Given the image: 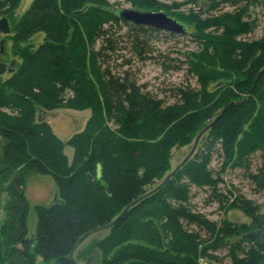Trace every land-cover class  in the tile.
Returning a JSON list of instances; mask_svg holds the SVG:
<instances>
[{"label":"trees","instance_id":"16d2710c","mask_svg":"<svg viewBox=\"0 0 264 264\" xmlns=\"http://www.w3.org/2000/svg\"><path fill=\"white\" fill-rule=\"evenodd\" d=\"M127 1L140 10L158 6L156 0ZM19 2L0 0V18L11 16ZM202 2V10L181 16L192 24L190 38L199 48L187 54V69L201 90H176L189 108L180 98L166 103L143 92L130 78L124 68L130 60L120 52L146 59L147 39L159 30L121 23L106 0H33L18 19L11 40L24 44L21 62L0 81V264H37L38 258L39 264H73L69 255L78 240L104 227L107 236L88 250L90 258L99 252V264H198V236L184 223L212 234L216 226L183 205L189 187L205 188L208 198L225 204L220 174L234 167L245 168L248 179L264 189V164L256 173L247 168L253 154L264 153V36L243 37L250 27L244 15L255 0ZM37 35L43 40L34 46ZM217 64L221 71L211 76L209 67ZM120 67L122 74L116 73ZM6 71L0 60V76ZM213 79L219 82L208 93ZM55 109L90 114L81 131L62 141L42 118ZM211 122L199 152L146 192L144 185L165 171L174 143L190 142ZM66 147L72 149L70 161ZM215 153L220 172L210 167ZM30 173L49 176L56 199L33 207L36 224L28 237L24 181ZM231 204L264 229L249 201L238 197ZM222 231L236 236L239 230L229 225ZM133 237L145 243H131ZM228 248L234 264H264L262 231L246 232Z\"/></svg>","mask_w":264,"mask_h":264},{"label":"rangeland","instance_id":"374dc122","mask_svg":"<svg viewBox=\"0 0 264 264\" xmlns=\"http://www.w3.org/2000/svg\"><path fill=\"white\" fill-rule=\"evenodd\" d=\"M32 1L33 0H20L18 7L13 11L11 16L5 17L7 26L10 30L8 33H3L2 26H0V60L5 63L7 68V71L0 76L1 83L11 76V68H15V66L21 62V52L24 44H13V41L11 40V36L13 35L12 27L29 8ZM106 1L114 11L121 8H138L133 7V5L127 0ZM156 2L158 4L156 8L157 10L148 11L163 12L167 14L180 23L187 25L188 32L185 35L174 34L176 37L171 38L167 35L168 32L159 30L158 33L154 34L150 39H147L149 53L146 54V59L138 60L130 54H127L126 51L120 52V55H123V59L130 60L131 64L124 68L128 70L130 78L133 79L137 85L141 86L143 92H148L154 97L163 99L166 103H173L180 98L182 105L188 107V105H186V103L189 104L188 100L178 97L176 90H192V93L201 90V85L197 76L190 74L187 69V58L190 57L187 54L191 52L196 53L199 51V48L190 38V33L194 31L192 24L184 19L185 17L182 18L181 16H187L190 10H193L194 8H196V11H200V9L202 10L204 8V5L202 0H198L196 4H193L191 0H156ZM233 9L234 8L226 7L223 11H232ZM244 19L250 23L247 34L243 36L246 40H257L264 36V0H255L254 3H251L246 9ZM123 31H125V28H123ZM82 37L85 38L83 33ZM42 40L43 35H37L33 39L32 44L37 46ZM121 62L122 59L119 58L118 64ZM124 68H118L116 73L122 74V71L125 70ZM209 68L211 69V76H216L215 74L221 71L219 64L214 65V68L210 65ZM218 82L219 81L213 79L209 83L206 88L208 93L212 91ZM190 113L193 114V111L190 110L189 114ZM89 114V110L74 111L69 109H55L44 111L42 118L50 125L52 131L60 140L66 141L71 135L83 129L89 118ZM253 119L258 120L256 114ZM245 132L249 133L251 132V129L247 126ZM193 139L187 143L180 138L174 143L169 152L165 171L162 173L161 177H154L149 183L147 182V184L144 185L143 188L146 192L155 189L163 179L184 160L192 147L194 142ZM202 139H200L197 144L192 156L185 163H187L195 153L199 152ZM64 153L70 161L72 157V149L66 147ZM262 163L264 164V153L256 152L249 159V165L247 167L248 172L256 173L263 165ZM221 164V157L218 156L217 153L213 154L210 164L211 169L214 172H220L219 169ZM220 176L222 182L219 183L218 188L219 191L228 198V201L225 204H219L216 200L208 198V191L205 188H197L195 186L189 187V197L187 201L183 203L191 213L202 216L208 222H212L216 226V232L212 234L211 231L206 230L204 227H198L195 224L186 225L184 223L188 232L195 233L198 236V248L199 250H202L201 254L197 256L198 264H234V256L229 252L228 248L230 242L241 238L246 232L262 231V233H264V229L258 227L253 218L247 217L231 204L233 200L238 197H242L246 201H249L250 206L255 211L253 217H256L258 222L263 225L264 189H258L254 183L248 179L247 170H245V168L229 167L225 172L221 173ZM24 195L29 204L27 228L28 237H31L36 224V216L33 207L35 205L46 206L51 204L56 199V187L49 176L30 173L25 177ZM151 218L154 219L153 217H149L148 222L153 225L155 220L153 222ZM2 219L3 212L0 210V223ZM155 225L153 226L155 227ZM229 225L234 227V229L239 230L236 231V236H232L233 234H226L223 232L224 230L222 231L223 227ZM158 232L163 238L164 230L158 228ZM107 234L108 230L104 227L103 229H99V231H94L86 239L80 242L72 252V260L74 263L99 264L101 258L99 252L96 251L97 253L95 256L90 258L91 255L88 253V250L93 244L107 236ZM130 242L140 244L145 243L140 237H133ZM14 246L20 250L23 249L19 243ZM150 247L152 248L151 245ZM114 252L115 251L112 250L105 257L107 258L111 256ZM243 253L244 252L238 253L239 259L243 258ZM36 263L39 264V258ZM11 264L16 263L12 260Z\"/></svg>","mask_w":264,"mask_h":264},{"label":"water","instance_id":"95a60500","mask_svg":"<svg viewBox=\"0 0 264 264\" xmlns=\"http://www.w3.org/2000/svg\"><path fill=\"white\" fill-rule=\"evenodd\" d=\"M114 14L121 23L127 26L149 27V28L157 29L163 32H168V33H172L176 35H185L188 32V27L186 25L180 23L179 21L175 20L174 18L168 16L167 14L163 12H152L148 10H140V9H135V8H121V9L116 10ZM0 26H2L3 33H8L10 31L7 26L6 18L0 19ZM260 72L264 73V66ZM212 125H213V122H211L209 125L204 127L196 135L194 142L192 144V147L189 153L187 154V156L184 158V160L172 172H170L155 189L161 187L174 174L176 170H178L182 165L185 164V162L192 156L193 152L195 151L201 136ZM116 220H114V222ZM93 232H88L85 235H83L78 240L77 245L80 242H82L84 239H86ZM69 258L72 261V263L75 264L74 261L72 260V253H70Z\"/></svg>","mask_w":264,"mask_h":264}]
</instances>
